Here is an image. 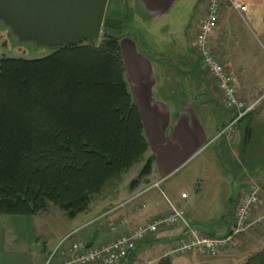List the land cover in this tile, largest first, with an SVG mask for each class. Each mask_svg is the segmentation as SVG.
Wrapping results in <instances>:
<instances>
[{
	"label": "crops",
	"instance_id": "0c3cea01",
	"mask_svg": "<svg viewBox=\"0 0 264 264\" xmlns=\"http://www.w3.org/2000/svg\"><path fill=\"white\" fill-rule=\"evenodd\" d=\"M229 1L244 5L246 11L238 14L228 6L221 8L210 36V49L231 76L237 98L245 104L258 102L256 110L239 123L238 130L230 133L224 130L232 123L234 113L222 106L215 84L193 48L198 21L206 13L205 1H107L104 19L119 25L117 36L124 80L139 110L149 145L147 157L153 158L151 173L134 190L129 188L131 182L128 185L119 182L120 176L109 182L92 199L89 210L73 220L52 212L51 207L33 217H0V264H44L52 246L56 248L70 234L81 244L95 246L98 242L97 247L151 223L155 219L152 214H144L147 209L144 201L138 198L128 202L143 191H138L139 186L152 178L153 184L163 182L207 149L213 148L217 154L226 147L221 143L226 134L227 144L230 139L237 144L235 155L239 161L246 158L251 180L257 179L260 183L256 185L264 187V0ZM125 13L129 19L123 23ZM139 28H143L142 34L154 39V53L143 47L146 42L137 33ZM164 88L172 97L163 94ZM185 93L190 95L188 105L179 103L180 95ZM198 107L205 111L197 113ZM219 127L223 133L220 137ZM142 204L145 209H141ZM263 212L264 197L250 212L247 229L251 225L254 228L249 239L242 236L235 240L240 234L234 236L231 245L219 252L222 256L215 264H244L253 256L247 255L248 245L250 249H260L256 253L264 251ZM54 221L58 224L53 225ZM194 222L185 221L174 229L150 236L123 264H158L179 242L187 239V227L198 237L214 238L225 237L233 228L232 221L222 222L226 229L218 227L221 231L217 233L207 225ZM70 247L63 245L52 264L70 259ZM202 257L206 256L190 252L167 259L169 264H208Z\"/></svg>",
	"mask_w": 264,
	"mask_h": 264
},
{
	"label": "trees",
	"instance_id": "16d2710c",
	"mask_svg": "<svg viewBox=\"0 0 264 264\" xmlns=\"http://www.w3.org/2000/svg\"><path fill=\"white\" fill-rule=\"evenodd\" d=\"M104 28L120 30L113 21ZM117 35H103L99 46L78 40L43 59H0V217L53 207L73 220L135 164L143 167L131 190L150 175ZM244 264H264V251Z\"/></svg>",
	"mask_w": 264,
	"mask_h": 264
},
{
	"label": "rangeland",
	"instance_id": "374dc122",
	"mask_svg": "<svg viewBox=\"0 0 264 264\" xmlns=\"http://www.w3.org/2000/svg\"><path fill=\"white\" fill-rule=\"evenodd\" d=\"M120 13H122V11H120ZM105 14H107V11ZM126 14L127 13H125V16ZM128 19L129 18L126 16V19L123 23H126ZM106 21L107 19H104L103 28L104 22ZM142 29L143 28H139L137 33L139 35L141 34L144 41L146 42L143 47L147 49V51H150V54H152L155 51L152 45L154 39L152 40V38L150 39V36L148 37L147 35L142 34ZM172 30L175 31L174 29L169 28V31ZM102 38L103 36H100L98 39H95L91 42H84L82 44L99 46ZM53 51L54 49L52 48L42 47L39 44L31 41L19 40V38L12 33L11 29L5 24V22L0 21V59L38 60L49 56L53 53ZM169 87L173 88L172 86ZM163 94L167 95L168 97H172V93L167 92L165 88L163 90ZM180 96L182 98L180 97L179 103L188 105L190 101L189 93H185L184 95ZM195 110L197 113H199L203 109L198 107L195 108ZM238 127L239 123L235 125L230 124L227 128H225L224 132L230 133L233 130H238ZM218 130L219 132H216L218 137H220L223 134L221 132L222 129L219 127ZM240 132H242V130H240ZM226 137L227 134L222 138V140L225 138L224 141H221V143L224 142V145L226 146L223 150L220 148L217 154H215L213 148L207 149L201 155L194 157L188 164L175 173L174 176L165 179L163 182H160L158 189L152 187L154 178H152L149 183H142L139 186L138 191L150 188L142 195V197H140V199H138L140 202L144 201L147 205V209L143 211L144 214H152L154 219H165L170 213V209H168V202H170L174 206H179L183 209L184 222L186 221L189 223H195L194 220H196L197 225H207L208 228L212 230L214 229L217 232L226 229L224 225H222V222L223 224H229L232 221L234 228L235 223L233 217L236 204H238L240 197L245 194L249 186L253 185V183H255V185L259 184L260 182L258 183L257 179L251 180L249 176L250 173L246 171L248 167L246 158L242 157L243 162L239 161L237 154L235 155L237 152L235 146L237 144H235V141L231 139L227 144L226 140L228 139H226ZM142 167V162L135 164L127 173L121 175L118 181L128 185L138 177ZM119 186L121 187L124 185L119 184ZM182 194L185 195L186 199H182ZM52 212H57V214L59 213L61 216H63V214L56 208H53ZM249 223L251 222L249 221ZM52 224H58V221H54ZM181 224L184 223H180L172 227L159 225L157 227V232H155L152 236L174 229ZM221 226H223V229L219 230L218 227ZM253 228L254 226L251 225L250 228L242 232L239 236L236 235L237 237H235V240H238V238L242 236L244 238L247 236V239H249V233L251 232L250 230ZM258 237L260 238L259 235ZM73 241L78 242L73 237L72 239L67 240L64 243V246L68 244L71 246ZM96 245H99V243L96 242L95 246ZM54 247L55 246H52V249L48 251L44 264H52L55 256L59 254L63 246L59 247L58 245L56 248ZM247 247V255L250 256L254 255L256 252H258V250H260L258 248L255 250L250 249V245ZM221 256L222 254L219 253L214 257L202 258H204L203 260L207 261L208 264H215V262ZM182 257L184 258V256H179V258Z\"/></svg>",
	"mask_w": 264,
	"mask_h": 264
},
{
	"label": "built area",
	"instance_id": "2783aa9c",
	"mask_svg": "<svg viewBox=\"0 0 264 264\" xmlns=\"http://www.w3.org/2000/svg\"><path fill=\"white\" fill-rule=\"evenodd\" d=\"M204 1L206 3V13L197 24V35L193 45L194 52L199 58L202 68L211 81L214 82L215 88L221 97L222 106L227 111L234 113L231 124H236L253 113L258 102L245 104L237 98L231 76L211 52L210 36L214 31L219 12L223 6L230 7L238 14H243L246 11V7L239 3H232L229 0ZM159 185L160 182L153 184L152 187L158 189ZM149 189L143 190L128 202H133L140 198ZM181 197L186 199L185 195ZM262 197H264V188L257 185L249 186L245 194L240 197L238 204H236L233 217L235 225L229 235L221 238L198 237L191 228L187 227V239L179 242L177 247L169 251L164 258L167 259L190 252H197L199 255L206 257L216 256L221 250L231 245L234 236L241 234L247 229L250 212L261 203ZM140 207L145 209L144 204ZM168 207L170 213L165 219H155L149 224L138 226L127 235L121 236L111 243L87 248L86 245L73 241L70 247L72 257L62 264H123L140 244L157 232L159 225L172 227L184 223L183 209L179 206H174L170 202H168ZM72 236L73 234H70L64 238L59 247H62Z\"/></svg>",
	"mask_w": 264,
	"mask_h": 264
},
{
	"label": "water",
	"instance_id": "95a60500",
	"mask_svg": "<svg viewBox=\"0 0 264 264\" xmlns=\"http://www.w3.org/2000/svg\"><path fill=\"white\" fill-rule=\"evenodd\" d=\"M108 0H0V21L21 41L62 48L76 41L116 36L103 28Z\"/></svg>",
	"mask_w": 264,
	"mask_h": 264
}]
</instances>
